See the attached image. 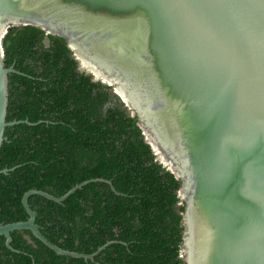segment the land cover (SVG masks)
Masks as SVG:
<instances>
[{
	"label": "water",
	"instance_id": "1",
	"mask_svg": "<svg viewBox=\"0 0 264 264\" xmlns=\"http://www.w3.org/2000/svg\"><path fill=\"white\" fill-rule=\"evenodd\" d=\"M12 27L63 39L137 117L156 160L181 182L185 264L191 214L207 222L202 264H264V0H0V150L8 127L36 125L7 121L9 75L18 71L7 67L2 40ZM91 182L62 197L27 192L29 219L0 225V237L15 251L12 233L31 231L58 255L93 259L109 244L93 255L64 250L29 205L32 195L64 202Z\"/></svg>",
	"mask_w": 264,
	"mask_h": 264
},
{
	"label": "trees",
	"instance_id": "2",
	"mask_svg": "<svg viewBox=\"0 0 264 264\" xmlns=\"http://www.w3.org/2000/svg\"><path fill=\"white\" fill-rule=\"evenodd\" d=\"M9 75L8 127L0 150V225L25 222L31 190L43 235L93 259L58 255L31 231L0 237V264H185L181 182L156 160L121 97L80 71L67 43L36 27H12L2 40ZM103 179L106 181H94ZM107 181L111 182L109 184Z\"/></svg>",
	"mask_w": 264,
	"mask_h": 264
},
{
	"label": "bare ground",
	"instance_id": "3",
	"mask_svg": "<svg viewBox=\"0 0 264 264\" xmlns=\"http://www.w3.org/2000/svg\"><path fill=\"white\" fill-rule=\"evenodd\" d=\"M80 62H82V66L84 67V69L87 71V72H91V73H95L97 78L99 80H103L104 78L98 73V72H95L94 71V67L90 64V62H88L86 59H80ZM106 83H109L106 79L104 80ZM148 95L150 96L151 94L148 93ZM146 93H145V97H146V102H148L147 100L149 99V96H148ZM144 106V99H143V103H142V109L144 110V112L146 114H149V108H146V107H143ZM173 136L176 138V134L173 133ZM177 143V141H176ZM156 152L159 154L161 160L163 161L164 164L167 165V160L164 156V153H161L159 150H157L156 146H154ZM189 222H190V225H191V231H192V240H190V257H189V260L191 262V264H194L191 259L192 257H196L197 259V264H202V260H203V238H204V234H205V229H206V224L207 222L204 221V218L201 219L200 217L196 216L195 214L194 215H190V218H189Z\"/></svg>",
	"mask_w": 264,
	"mask_h": 264
},
{
	"label": "rangeland",
	"instance_id": "4",
	"mask_svg": "<svg viewBox=\"0 0 264 264\" xmlns=\"http://www.w3.org/2000/svg\"><path fill=\"white\" fill-rule=\"evenodd\" d=\"M80 62V61H79ZM80 70L82 71V72H84V73H87V74H90V72L88 73L85 69H84V67L82 66V63L80 62ZM114 92V91H113ZM130 111V110H129ZM130 113H131V115L133 114L132 113V111H130Z\"/></svg>",
	"mask_w": 264,
	"mask_h": 264
},
{
	"label": "flooded vegetation",
	"instance_id": "5",
	"mask_svg": "<svg viewBox=\"0 0 264 264\" xmlns=\"http://www.w3.org/2000/svg\"><path fill=\"white\" fill-rule=\"evenodd\" d=\"M81 71V70H80ZM82 72V71H81ZM84 73V72H83ZM87 74V73H86ZM88 75H90V74H88ZM92 76V75H91ZM94 78V77H93ZM95 80V79H94ZM101 82V81H100Z\"/></svg>",
	"mask_w": 264,
	"mask_h": 264
}]
</instances>
